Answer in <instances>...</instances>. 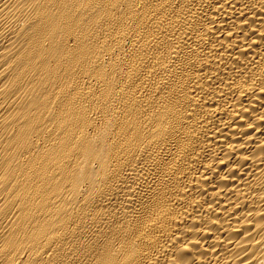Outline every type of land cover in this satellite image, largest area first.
<instances>
[{"label": "bare ground", "instance_id": "6f19581e", "mask_svg": "<svg viewBox=\"0 0 264 264\" xmlns=\"http://www.w3.org/2000/svg\"><path fill=\"white\" fill-rule=\"evenodd\" d=\"M0 264H264V0H0Z\"/></svg>", "mask_w": 264, "mask_h": 264}]
</instances>
